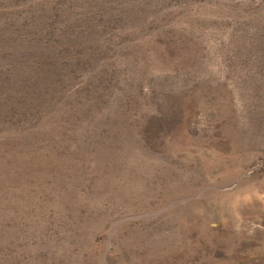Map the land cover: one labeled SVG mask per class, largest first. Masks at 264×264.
Returning <instances> with one entry per match:
<instances>
[{"label": "rangeland", "instance_id": "374dc122", "mask_svg": "<svg viewBox=\"0 0 264 264\" xmlns=\"http://www.w3.org/2000/svg\"><path fill=\"white\" fill-rule=\"evenodd\" d=\"M0 264H264V0H0Z\"/></svg>", "mask_w": 264, "mask_h": 264}]
</instances>
